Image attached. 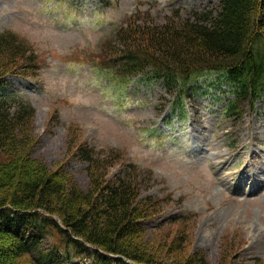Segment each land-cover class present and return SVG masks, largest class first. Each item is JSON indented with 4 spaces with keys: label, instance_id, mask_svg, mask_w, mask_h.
I'll return each instance as SVG.
<instances>
[{
    "label": "rangeland",
    "instance_id": "1",
    "mask_svg": "<svg viewBox=\"0 0 264 264\" xmlns=\"http://www.w3.org/2000/svg\"><path fill=\"white\" fill-rule=\"evenodd\" d=\"M218 1L0 0V32L28 43L37 62L31 77H7L36 112L18 134L30 140L26 154L0 152V180L16 175L2 195L18 193L24 164L90 192L89 164L76 155L87 145L102 160L116 158L108 180L136 165L138 202L157 205L126 242L135 251L156 264H264V102L234 126L209 98L187 99L186 121L173 114L177 94L156 81L120 91L95 76L108 61L106 46L122 42L116 33L129 21H193ZM261 7L264 13V0ZM48 241L39 251L50 250ZM10 242L0 236L3 247ZM16 264L32 261L21 256Z\"/></svg>",
    "mask_w": 264,
    "mask_h": 264
},
{
    "label": "trees",
    "instance_id": "2",
    "mask_svg": "<svg viewBox=\"0 0 264 264\" xmlns=\"http://www.w3.org/2000/svg\"><path fill=\"white\" fill-rule=\"evenodd\" d=\"M218 3V9L194 13L193 21L169 20L155 27L129 21L116 33L122 42L106 46L110 55L104 69L124 78L143 74L171 93L187 92L194 76L218 71L238 95L230 115L240 117L245 106L264 98L263 0ZM18 38L0 32V152L26 154L30 140L18 134L36 110L24 93L9 91L7 77H31L37 62L28 43ZM76 155L90 167L93 187L88 193L64 175L27 164L24 178L16 181L18 193L0 192V236L11 240L8 247L0 244V264H16L21 256H29L32 264H156L126 243L140 231L145 221L140 218L157 208L149 199L138 202L142 183L133 174L137 166L127 164L123 176L108 180L116 158L102 160L87 145ZM15 178L11 173L0 180V190ZM44 239L50 250L39 251Z\"/></svg>",
    "mask_w": 264,
    "mask_h": 264
}]
</instances>
